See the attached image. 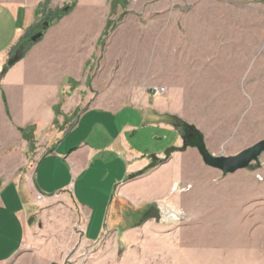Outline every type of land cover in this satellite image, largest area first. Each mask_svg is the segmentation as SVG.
Masks as SVG:
<instances>
[{
    "label": "crops",
    "instance_id": "obj_1",
    "mask_svg": "<svg viewBox=\"0 0 264 264\" xmlns=\"http://www.w3.org/2000/svg\"><path fill=\"white\" fill-rule=\"evenodd\" d=\"M137 1L154 2L144 23L126 17L117 26L115 37L101 51V69L122 57L125 36L137 31L149 38L151 48L144 51L153 53L150 67L162 84H170L176 72L171 65L161 66L162 56L154 54H183L187 66L182 70L189 79L181 86L182 99L189 92L202 93L204 71L198 64L205 60L223 62L219 74L228 84L250 79V64L236 54L250 48L245 41L237 44L236 36H264V28H237L235 22L242 19L245 26L250 24L246 14L241 19L235 12L229 14L228 22L233 23L221 30L218 24L208 25L219 20L212 12H175L172 0ZM67 5L70 8L60 13ZM107 20L106 0H0V73L17 46L39 25L45 27L42 37L0 76V264H79L64 259L66 251L59 248L75 239V227L81 242L94 246L90 264L263 263L261 240L254 245L243 239L263 223L252 226L238 220V209L249 197L264 202V183L232 174L213 180L215 169L205 166L195 149H180L184 141L175 127L157 121L142 106L116 103L126 97L107 89L101 74L90 79L96 93L86 89ZM261 69L264 84V66ZM81 99L87 105L67 129L62 128L60 111L69 112ZM125 108L131 112H119ZM170 111L156 108L159 113ZM25 128H32L35 141L47 147L30 167L25 159L29 143L20 131ZM194 128L206 145L205 132ZM149 129L152 134L170 131L174 138L158 147L142 145ZM175 183L191 187L171 192ZM39 194L49 196L45 203L53 205L37 211L34 199ZM162 198L185 210L186 221L160 222L157 201ZM209 209H219L225 222L216 241L204 229L192 236ZM31 222L38 228L33 235Z\"/></svg>",
    "mask_w": 264,
    "mask_h": 264
},
{
    "label": "rangeland",
    "instance_id": "obj_2",
    "mask_svg": "<svg viewBox=\"0 0 264 264\" xmlns=\"http://www.w3.org/2000/svg\"><path fill=\"white\" fill-rule=\"evenodd\" d=\"M211 1L172 0L171 8L173 11L181 13L212 12V14L218 16L219 20L208 21V25L213 24V26H216L218 24L221 30L228 28V23H230L229 26L233 23V21L228 22V15L230 14L232 16L231 14L234 12L237 13V19L243 18L241 15L246 14V22L250 23L245 26L243 19L241 20L242 22L236 21L235 26L237 28L256 30L264 28V23L261 24V21H264V0H213L215 3L207 7V3ZM153 2L146 1L142 4L137 0H106L108 20L96 43L99 48L98 52L93 54V61L90 66L91 77L87 79L86 89L90 88V79L93 80L101 74L105 80L107 89L113 92L116 91L126 97L124 100L116 103L137 107L142 106L143 109L151 110L155 114L157 121L169 123L177 129L182 137H184L189 126L199 127L205 132L206 147L213 155H233L254 142L264 139V84L260 83L261 72L263 70L261 67L264 66V36H259L254 33L245 37L236 36L237 44L239 42L243 44L245 41L250 48L248 51L236 52L240 60L245 59V62L248 65L250 64V79L242 80L241 84H234L233 82V84H228V78L220 76L221 74H219V72L223 71V62L215 63L214 60H205L201 64H198V69L202 68V71H204L203 79L205 83L203 84L202 93L200 91L201 94L199 93L197 96H194L189 92L184 99L181 98V94L184 92L181 86L185 87L184 81L189 78H186L185 72H183L187 66L186 62H184L185 59L182 57L183 54L177 52L154 54L162 56L160 60L161 66L170 67L171 65L176 72V74L171 75V78H169L171 81L170 84L167 86L162 84L160 82L161 77L154 73L150 67L154 63H151L149 59L153 53L150 54L144 51L145 49L151 48L148 43L149 38L147 35L139 34L140 32L136 31L134 34H130L131 32L129 31V34L125 36L127 43L122 47V57L118 58V60L113 59V62L109 63L106 68H100L99 58L102 56L101 51L115 37L117 26L126 17H129L131 20L137 19L140 23H144V15L148 12L150 3ZM63 8L60 10V13L64 11ZM204 22L206 23V21ZM41 28L42 26L39 25L37 31ZM221 38L224 39V37ZM25 42L22 44L23 46L30 43V36H27ZM171 45L174 47L175 42L173 41ZM201 55L204 57L209 56L208 53H202ZM170 56L174 57V60L171 61L168 58ZM212 70H216L217 74L214 75ZM181 72L184 74L183 77L180 75ZM77 87L78 83L72 87V90ZM199 90H201L200 86ZM91 91L96 93L93 88ZM70 93H67V95H70ZM81 97H83V92H81ZM85 105L87 104L81 99V102L77 103L69 112L63 113L60 111L59 116L63 120L61 127L67 129L78 113L84 109ZM156 108H166L171 109V111L159 113L156 112ZM119 112H131V109L125 108ZM22 130H20L22 137L28 140L29 143L25 159L27 161L26 166L30 167L35 161L36 156L44 152L47 147L40 142L41 140L35 141L33 130L28 129L26 136H23ZM149 131L151 129L146 131V133L150 134L151 132ZM154 136L164 138L159 141H154L152 140ZM173 138L174 134L166 130V132L159 134L151 133L146 137L145 141H141V144L158 147L165 143H171ZM175 149L173 147L171 150L173 151ZM212 174L213 180L215 179L218 182L223 178V175L218 170L213 171ZM232 175H241V177L244 175L251 176L257 182L264 183V152L259 156L258 162H252L247 168L240 169L232 173ZM232 175L227 174L225 176ZM186 185H190L191 187L189 183ZM34 200L37 211L40 207L53 205L52 203L48 205H46L47 203H36V199ZM172 204L176 209H182L177 204L173 202ZM260 206L261 208H259ZM182 212L184 214L182 221H170V223L177 224L185 222L186 212L183 209ZM220 213L219 209L214 211L209 209L202 218L201 224L192 233V236L193 234L199 233L197 230L201 232L204 229L209 238H213L211 240L216 241L219 233H221L220 229L224 227L223 224L225 223L223 222L224 218L221 219L222 215ZM238 213V220L240 219L242 222H250L252 226L258 222L263 223L260 229H253L243 239H245V242H250L254 245H259L260 243L261 247H264V202L251 197L246 198L244 199V203L242 202L239 207ZM260 213L261 215H259ZM159 221L166 223V221H161L160 217ZM31 223L30 234L33 235L34 232L38 231V228L36 223ZM77 230L78 227H75L73 234H71V237L74 236L75 239L72 240L70 238L68 246L59 248L66 251L64 259H72L79 264H90L89 261L93 258L94 246L84 245L81 242V237L78 236ZM240 230L238 237L243 235V230L245 229L242 228ZM256 241L260 242L258 243ZM27 248H31V245H28ZM110 264H114V260ZM251 264H264V262H253Z\"/></svg>",
    "mask_w": 264,
    "mask_h": 264
},
{
    "label": "water",
    "instance_id": "obj_3",
    "mask_svg": "<svg viewBox=\"0 0 264 264\" xmlns=\"http://www.w3.org/2000/svg\"><path fill=\"white\" fill-rule=\"evenodd\" d=\"M71 5L63 8L64 11L68 10ZM48 22L44 25L47 26ZM45 27L30 36L31 42L39 40ZM17 57L13 55L8 61V65L16 62ZM184 148H193L197 151L203 164L212 169L218 170L223 176L232 174L240 169L247 168L252 162H258L259 156L264 152V139H260L253 144L241 149L237 153L229 156L213 155L209 152L205 145L203 134L196 128L189 129L183 137Z\"/></svg>",
    "mask_w": 264,
    "mask_h": 264
},
{
    "label": "built area",
    "instance_id": "obj_4",
    "mask_svg": "<svg viewBox=\"0 0 264 264\" xmlns=\"http://www.w3.org/2000/svg\"><path fill=\"white\" fill-rule=\"evenodd\" d=\"M190 188V185L179 186V184L175 183L171 187V192H182L186 191ZM56 195L53 194L52 197ZM51 197V196H50ZM49 196H45L42 194L36 195V203H45L48 200ZM157 208L159 211V216L161 221H182L183 212L182 209H176L172 202L168 198H162L157 201Z\"/></svg>",
    "mask_w": 264,
    "mask_h": 264
},
{
    "label": "trees",
    "instance_id": "obj_5",
    "mask_svg": "<svg viewBox=\"0 0 264 264\" xmlns=\"http://www.w3.org/2000/svg\"><path fill=\"white\" fill-rule=\"evenodd\" d=\"M25 43H26V42H25ZM32 43H34V42H31V41H30V43H29V44L27 43L26 46H23V45H22V44H24V43H21V44H19V45L17 46V48H16V50H15V52H14V55L17 57V60L20 59V58L26 53L27 49L30 47V45H31ZM17 60H16V61H17ZM10 66H11V65H8L7 62H6L5 65H4L3 68H2V71H1V73H0V76H2ZM191 128H193V127H192V126H189V129H191ZM28 129H29V130H32V128H25V129L22 130L23 136H26V135H27V134H26V131H27ZM183 148H184V147H182V148H180V149H183ZM171 149H172V148H171ZM169 153H170V150L166 153V157H168ZM166 157H165L164 159L157 160L156 163L162 162L163 160L166 159ZM153 164H154V163H151L146 169L150 168ZM141 173H142V172H139V174H141Z\"/></svg>",
    "mask_w": 264,
    "mask_h": 264
},
{
    "label": "flooded vegetation",
    "instance_id": "obj_6",
    "mask_svg": "<svg viewBox=\"0 0 264 264\" xmlns=\"http://www.w3.org/2000/svg\"><path fill=\"white\" fill-rule=\"evenodd\" d=\"M188 130H189V129H188ZM188 130H187V131H188ZM187 131H186V132H187ZM186 132H185V134H186Z\"/></svg>",
    "mask_w": 264,
    "mask_h": 264
}]
</instances>
